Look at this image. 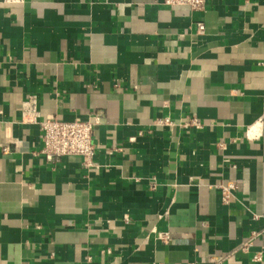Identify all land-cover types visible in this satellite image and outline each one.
Wrapping results in <instances>:
<instances>
[{"label": "crops", "instance_id": "obj_1", "mask_svg": "<svg viewBox=\"0 0 264 264\" xmlns=\"http://www.w3.org/2000/svg\"><path fill=\"white\" fill-rule=\"evenodd\" d=\"M32 94L97 116L93 165L45 158ZM263 217L264 0H0V264H264Z\"/></svg>", "mask_w": 264, "mask_h": 264}, {"label": "built area", "instance_id": "obj_2", "mask_svg": "<svg viewBox=\"0 0 264 264\" xmlns=\"http://www.w3.org/2000/svg\"><path fill=\"white\" fill-rule=\"evenodd\" d=\"M5 2H20L22 0H2ZM162 4L167 6H188L191 10H203L206 5V0H161ZM205 25L203 22L198 23L199 33H203ZM38 98L36 95H30L23 101L21 107L22 121L29 123H38L42 130L43 146L40 152L45 158L51 162H56L64 156H81L85 166L93 165V157L95 154V145L93 142V131L96 120V115H89L87 118H74L71 120H63L58 118H40L38 109ZM186 125H197L201 123L196 117L188 118ZM161 125L175 124L169 117L158 120ZM221 189V200L228 203L233 192L238 187L234 181H229L226 184L219 185ZM255 218L260 216L254 215ZM264 218V217H263ZM253 232L252 236L244 241L241 245V250L251 252L253 237L256 235ZM159 236L163 240L169 238L168 232H161ZM255 262H262V252L258 251L253 254ZM188 264H194L189 262Z\"/></svg>", "mask_w": 264, "mask_h": 264}]
</instances>
